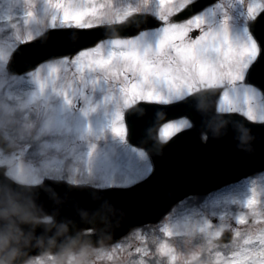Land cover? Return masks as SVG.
<instances>
[{"label": "snow or ice", "instance_id": "6c2138e0", "mask_svg": "<svg viewBox=\"0 0 264 264\" xmlns=\"http://www.w3.org/2000/svg\"><path fill=\"white\" fill-rule=\"evenodd\" d=\"M262 20L264 0H0V100H26L50 152L61 148L103 187L127 191L150 180L153 156L195 127L202 99L216 97L218 111L264 124V79L255 78L264 69V36L254 30ZM95 29L106 35L33 52L60 46L67 32ZM27 81L34 87L24 88ZM182 106L188 110L174 111ZM141 118L156 132L145 129L137 141ZM36 148L24 157L33 167L42 159ZM0 180L17 183L3 172ZM91 207L119 208L127 227L128 209L110 197ZM261 225L264 168L175 198L151 228L133 227L143 239L132 252L137 264H264Z\"/></svg>", "mask_w": 264, "mask_h": 264}, {"label": "water", "instance_id": "95a60500", "mask_svg": "<svg viewBox=\"0 0 264 264\" xmlns=\"http://www.w3.org/2000/svg\"><path fill=\"white\" fill-rule=\"evenodd\" d=\"M254 30L264 36V20ZM105 35L104 29L74 30L64 34L60 46L37 47L33 52L39 55L76 47ZM255 78L264 79V69L258 68ZM216 100V97L201 100L202 114L194 113L195 127L153 156L155 172L139 187L110 191L54 180L38 185L17 182L15 186L0 180V264H21L31 255L79 246L86 237L81 231L86 228H97L87 235L92 243L116 242L134 226L160 219L175 198L205 193L216 185L242 179L264 168V124L248 121L236 113L217 112ZM187 110L183 106L174 109ZM134 127L133 139L137 141L145 129L151 134L156 132L149 118L138 119ZM203 132L211 133L207 143L201 140ZM0 146H6L2 135ZM209 161L214 162V167H209ZM5 170L0 167V172L7 176ZM106 196L128 209L127 227L124 228L126 221L122 220L119 208L105 213L92 210L91 206ZM46 215L53 220L36 221Z\"/></svg>", "mask_w": 264, "mask_h": 264}, {"label": "rangeland", "instance_id": "374dc122", "mask_svg": "<svg viewBox=\"0 0 264 264\" xmlns=\"http://www.w3.org/2000/svg\"><path fill=\"white\" fill-rule=\"evenodd\" d=\"M98 2H103V0H98ZM23 87L32 88L34 85L27 81ZM259 102V100L256 101V103ZM27 107L28 102L26 100L17 101L13 105H8L0 100V133L2 132L8 141V150L0 149V166L5 165L7 167L8 175L19 182L33 185L51 178L53 180H65V182L81 188L97 190L106 188L103 187L104 180L95 174H88L82 168L78 169L74 161L61 155L59 153L62 150L61 148H57L58 152L49 151L42 139L44 132L34 128L27 113L24 112ZM30 145L37 146L35 150H38L41 154L42 159L38 167L25 163V152ZM239 189L242 194H246L247 184L241 183ZM241 210L243 209H238V211ZM51 220L52 216L49 215L39 219V221L45 222ZM154 223L146 222L144 224L151 228ZM249 227H255V225H249ZM96 231L97 228L83 229L81 233L86 237L80 242L79 246L69 248L63 252L48 251L33 255L22 264H137L132 249L139 246L138 241H141L143 237L139 234L134 236L133 228L116 242L103 240L92 243L87 235ZM149 241L150 243L154 242L155 236L150 235ZM217 242L222 243V241Z\"/></svg>", "mask_w": 264, "mask_h": 264}]
</instances>
